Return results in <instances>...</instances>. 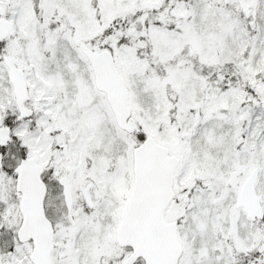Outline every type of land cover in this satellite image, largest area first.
<instances>
[{"label": "snow or ice", "instance_id": "snow-or-ice-1", "mask_svg": "<svg viewBox=\"0 0 264 264\" xmlns=\"http://www.w3.org/2000/svg\"><path fill=\"white\" fill-rule=\"evenodd\" d=\"M0 264H264V0H0Z\"/></svg>", "mask_w": 264, "mask_h": 264}]
</instances>
